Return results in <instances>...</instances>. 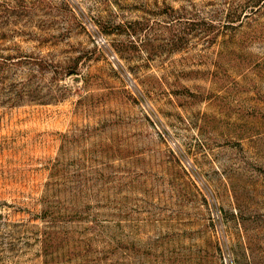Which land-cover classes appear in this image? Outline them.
Here are the masks:
<instances>
[{
    "label": "rangeland",
    "instance_id": "rangeland-1",
    "mask_svg": "<svg viewBox=\"0 0 264 264\" xmlns=\"http://www.w3.org/2000/svg\"><path fill=\"white\" fill-rule=\"evenodd\" d=\"M0 264H264V0H0Z\"/></svg>",
    "mask_w": 264,
    "mask_h": 264
}]
</instances>
